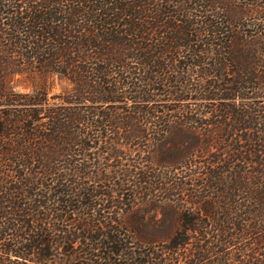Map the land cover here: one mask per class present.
Returning <instances> with one entry per match:
<instances>
[{"label": "trees", "instance_id": "16d2710c", "mask_svg": "<svg viewBox=\"0 0 264 264\" xmlns=\"http://www.w3.org/2000/svg\"><path fill=\"white\" fill-rule=\"evenodd\" d=\"M184 66L206 82L177 85ZM24 74L33 88L17 91ZM55 78L68 86L50 97ZM117 119L135 125L104 124ZM122 139L188 145L161 166L184 170L170 185L197 208L164 239L53 184ZM251 233L264 236V0H0V264H212V239Z\"/></svg>", "mask_w": 264, "mask_h": 264}, {"label": "rangeland", "instance_id": "374dc122", "mask_svg": "<svg viewBox=\"0 0 264 264\" xmlns=\"http://www.w3.org/2000/svg\"><path fill=\"white\" fill-rule=\"evenodd\" d=\"M179 70L185 75L176 84L184 89L188 87L195 89L206 82V79H202L199 67L184 66ZM50 84L53 85L50 90V97L62 93L65 87L68 86L66 82L58 78H55ZM14 85L17 91L27 92L32 90L34 84L28 74H24L14 78ZM161 95L165 96L167 94L161 93ZM167 99H170L169 96ZM55 101L58 100H53V102ZM166 104L170 106V111L167 112L168 108H160V114L164 111L178 115L182 112L179 106L182 109H187L191 106V101L187 100L181 103L170 101ZM117 112L123 113L121 116L130 115L124 110H118ZM117 120L119 123L117 121L112 123L113 120H110V122L105 121L104 124L119 127L117 130L122 132L133 128L135 125L132 119L129 121ZM162 148L164 154L160 152ZM187 150L188 145H184L182 149L178 150L172 143L161 146L132 139L131 141L125 139L115 142L100 141L89 149L90 152L87 157L82 156L79 158L80 164L84 163L86 167L92 166L86 174L74 173L73 176H68L69 173L65 170L60 173L59 177H54L53 184H57L59 189L77 187L84 193H90L92 202L96 201L97 204H101L103 209L108 208V211H106L108 217H114L129 229L135 230V234L131 231V235L135 239L139 235L151 233L152 227H156V230L152 232L154 236L157 239H164L168 234L170 235L174 226L178 223L181 210L191 206L197 208V204H192L191 193L188 190L189 186L175 190L170 185L172 184L171 181L176 178L179 183L184 180V170L175 169L172 166H161L163 155L167 159L177 160L182 157V151ZM64 153L62 152L61 155ZM95 166H98L96 170ZM154 172L156 181L160 185L169 183L170 186L167 187V190H162L160 187L142 189L144 184L142 180L148 178L149 174ZM44 181L46 183L47 180ZM98 206L100 207V205ZM211 243L219 245L223 249L222 253L212 255V261H214L212 264H264V236L260 233L243 236L234 235L232 242L228 244L217 243L215 239H212ZM229 245L230 247L226 248ZM221 259H226L227 262L221 263Z\"/></svg>", "mask_w": 264, "mask_h": 264}]
</instances>
